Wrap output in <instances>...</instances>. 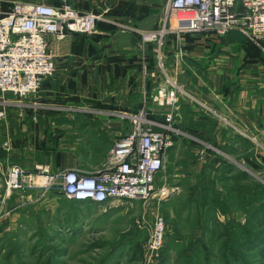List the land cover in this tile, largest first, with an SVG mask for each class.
Instances as JSON below:
<instances>
[{"label": "rangeland", "instance_id": "obj_1", "mask_svg": "<svg viewBox=\"0 0 264 264\" xmlns=\"http://www.w3.org/2000/svg\"><path fill=\"white\" fill-rule=\"evenodd\" d=\"M19 1L0 0V14ZM163 18L164 13L161 24ZM160 19L146 17L139 27L135 25L138 28L122 22L114 29L115 34L137 37L136 31L155 30L152 27ZM98 26L93 35L98 34ZM181 37L187 42L183 51L188 55V66L182 74L183 82L171 75L186 93L179 94L177 105L181 103L184 109L177 110L174 117L181 134L157 177L154 195L148 201L122 200L101 206L69 200L60 191L39 200V189H30L26 198L18 196L13 204L3 207L0 264H146V246L159 217L164 219L167 238L155 264H264V141L255 140L243 126L208 110L217 102L213 92L218 86V58L226 57L229 49L233 51L234 42L246 54L250 51L246 46L260 50L253 57L259 63L258 53H263L264 45L237 31L225 36L204 32ZM161 74L163 83L159 86L166 83ZM159 108L155 111L167 110ZM86 111L101 113L93 108ZM47 127L43 126L46 133L58 131L53 125ZM83 130L75 126L73 133L63 131L61 140L50 141V148L44 151L54 155L45 158L54 162L55 153L68 151L71 145L97 153L100 141L95 139L99 136L84 140ZM227 146L235 151L227 154L220 150ZM81 159L93 163L105 160L95 154H83ZM241 174L251 181L237 180Z\"/></svg>", "mask_w": 264, "mask_h": 264}, {"label": "crops", "instance_id": "obj_2", "mask_svg": "<svg viewBox=\"0 0 264 264\" xmlns=\"http://www.w3.org/2000/svg\"><path fill=\"white\" fill-rule=\"evenodd\" d=\"M167 2L68 1L81 12L104 14L108 10V13L99 23L97 35L69 34L62 39L49 37V49L56 62L55 75L44 79L38 92L26 99L24 104L11 105L6 120H0V180L13 165L32 170L35 165L41 164L48 166L52 172L70 169L94 171L105 165L114 143L128 132V120L122 114L135 113L145 107L151 108L154 115L165 113L156 112V108H161L153 103L156 89L163 83L156 47L143 46L139 36H118L114 29L122 22L138 28L139 23L151 15L161 17L152 27L155 30L160 28ZM120 13L124 15L120 17ZM186 46L185 38L173 35L162 48L166 73L168 71L174 82L171 75L183 82L185 75L182 74L188 66V55L181 60L177 57L178 52L186 49ZM231 46L233 51L229 49L226 57L218 58L215 77L218 86L213 92L217 102H213L208 109L231 124L243 126L254 135L255 140L264 141V51L257 63L242 51L244 48L239 44L236 47L233 42ZM181 88L185 90L184 86ZM91 108L101 113L84 112ZM179 109H184V105L180 103ZM45 125L48 126L46 130L53 125L54 131L59 132L46 133ZM75 126L84 127V140L99 136L95 139L100 141L95 149L97 153L94 150H79L76 145H71L73 147L68 151L55 153L54 162L45 158L54 155L44 152L50 148V141L61 140L65 130L73 133ZM6 142L10 144L8 151L4 148ZM83 154L103 156L105 160L102 163L83 161ZM28 193L31 190L12 192L5 205L13 204L18 196L26 198ZM40 194L39 200L47 198V194L43 195L41 191ZM28 196L31 198V195Z\"/></svg>", "mask_w": 264, "mask_h": 264}, {"label": "built area", "instance_id": "obj_3", "mask_svg": "<svg viewBox=\"0 0 264 264\" xmlns=\"http://www.w3.org/2000/svg\"><path fill=\"white\" fill-rule=\"evenodd\" d=\"M68 1L60 0V5L19 1L0 14V120H6L11 105L24 104L38 92L44 79L55 75L50 36L62 39L69 34L93 35L108 13L81 12ZM232 31L264 45V0H168L160 28L136 31L143 46L155 45L158 68L166 78L153 101L158 107L169 108L163 120L152 118L149 107L122 114L129 122L128 132L114 143L105 165L98 170L52 172L41 164L32 170L11 166L0 180V220L5 202L14 191L39 189L43 195L60 191L69 200L104 206L122 200L148 201L155 193L168 153L181 134L174 117L179 94L185 91L166 73L162 53L166 39L204 32L225 36ZM185 55L179 51L177 58L181 60ZM4 148L9 150V142ZM165 236V222L159 217L146 246V264L160 259Z\"/></svg>", "mask_w": 264, "mask_h": 264}, {"label": "trees", "instance_id": "obj_4", "mask_svg": "<svg viewBox=\"0 0 264 264\" xmlns=\"http://www.w3.org/2000/svg\"><path fill=\"white\" fill-rule=\"evenodd\" d=\"M60 4H61L60 0H57V4L56 5H60ZM172 36L173 35L168 36L167 39H170ZM167 39H166V41H167ZM149 45L155 47L154 44H149ZM246 49H249L250 50V51L247 52L248 57H250V58L253 59V57L256 56L258 49L256 47H254V46L253 47L252 46H246ZM258 51H260V50H258ZM258 55L261 57L262 56V53L260 52V53H258ZM137 112H135V113H137ZM151 117L154 118V119H157V120H163V116L151 115ZM220 150L223 151V152H225V153L227 152V154H228V152L230 154V153H233L235 151V149H233L232 146H227V147H225V149H220ZM212 153H214L216 156H218L215 152H212ZM236 179L239 180L240 182H248V181L250 182L251 181V179L247 175H245V174H241V175L236 176ZM101 206H103V205H101ZM166 238L167 237L165 236V242H166ZM234 253H236V252H233V253L230 254L231 255V256H229V259L230 260H232V255Z\"/></svg>", "mask_w": 264, "mask_h": 264}]
</instances>
